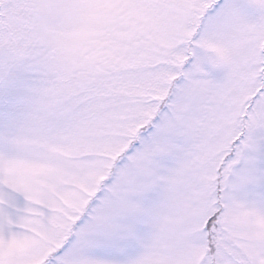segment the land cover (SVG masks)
Masks as SVG:
<instances>
[{
  "label": "snow or ice",
  "instance_id": "6c2138e0",
  "mask_svg": "<svg viewBox=\"0 0 264 264\" xmlns=\"http://www.w3.org/2000/svg\"><path fill=\"white\" fill-rule=\"evenodd\" d=\"M0 264H264V0H0Z\"/></svg>",
  "mask_w": 264,
  "mask_h": 264
}]
</instances>
